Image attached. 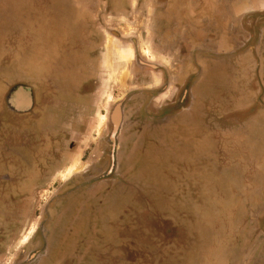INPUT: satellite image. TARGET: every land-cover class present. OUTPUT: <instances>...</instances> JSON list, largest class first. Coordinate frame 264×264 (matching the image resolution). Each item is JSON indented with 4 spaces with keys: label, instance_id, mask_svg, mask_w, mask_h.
<instances>
[{
    "label": "rangeland",
    "instance_id": "obj_1",
    "mask_svg": "<svg viewBox=\"0 0 264 264\" xmlns=\"http://www.w3.org/2000/svg\"><path fill=\"white\" fill-rule=\"evenodd\" d=\"M75 4L83 3L0 0V44L4 53L7 52L9 63L2 71L6 80L43 77L48 70L57 80L58 76L62 79L67 74L63 66L68 60L65 61L63 53L78 40V33H70V29L78 27L80 19L88 22L90 18ZM89 4V9H93L95 3ZM259 25L264 27V18L243 19V30L256 29L250 32L249 46L257 44L255 39L259 35L255 32L260 29ZM139 32L143 33L136 30L137 41L143 46ZM239 52L213 55L212 60L219 63L215 67L230 69L218 60H237L235 56ZM111 68L106 70L105 78L111 77ZM144 68L138 66L136 75L149 79L151 85L137 83L135 92L164 90L167 82H161L159 76L149 74ZM254 68L256 66L252 70ZM232 75L225 82L216 83L217 97L212 102L216 113L211 114L216 120L215 145L214 141L205 147L204 143L199 145L190 128L184 130L185 134H191L180 141L178 157L168 156L166 132L160 129V124L165 121L164 116L171 114L169 110L156 114L158 107L150 110L142 106L140 114L135 110L125 117L123 108L127 98L122 97L115 101L113 115V110H104L103 129L89 130L88 134L94 139L103 140L99 160L92 144L82 164H71L69 171L74 176L63 174L68 163L53 165L50 162L53 153L46 135L56 125L51 121L22 122L3 96L0 107L5 114L9 112L8 124L15 126L13 129L24 126L17 135L19 148H24V152L20 149L24 161L19 160L18 165L24 168L22 176L9 171L7 178L0 177V194L3 187H10L8 192L16 189L19 198L6 196L0 202V264H72L71 260L79 264L86 256L96 258L101 250L111 254L110 261L117 260L114 254L119 253L129 264H264V164L250 162L259 154L264 162V154L256 153L249 142V138L261 132L251 125L243 128V112L236 111L243 109L246 83L245 80L236 83ZM121 77L125 80L120 81V93H126L132 82L126 81V74ZM38 84L40 90H65L63 80ZM111 85L105 81V91L113 90ZM252 85L257 88V82ZM240 86H243L242 96ZM16 88V84L9 86L7 96H12ZM42 96L36 103L42 109L41 115L47 117L50 98ZM180 100L177 108H186V99L184 103ZM260 102H253L245 114L258 111L262 106ZM253 116L256 119V114ZM180 120L191 121V114L184 112ZM68 124L63 125L64 129ZM67 128L59 134L61 142L66 141V132H70ZM260 135L263 137L264 132ZM1 145L4 150L5 145ZM207 147L211 149L209 152H206ZM63 148L65 145L55 147ZM13 151L15 147L10 149L8 158ZM29 151L33 152L34 166L39 164L40 174L26 167L27 163L33 164ZM3 166L4 161L0 160V172L4 171ZM246 187L251 189L246 190ZM106 218H114V222L119 219V224H105ZM107 226L114 232L102 242L99 235H106ZM91 263L92 260L85 262Z\"/></svg>",
    "mask_w": 264,
    "mask_h": 264
},
{
    "label": "crops",
    "instance_id": "obj_2",
    "mask_svg": "<svg viewBox=\"0 0 264 264\" xmlns=\"http://www.w3.org/2000/svg\"><path fill=\"white\" fill-rule=\"evenodd\" d=\"M70 1L83 3L82 5L75 4V6H80L90 18L88 22L80 19L81 22L77 23L78 27L70 29V33H78V40L74 42L75 46L68 48L63 53L65 61L68 60V62L65 67L63 66L67 74L62 79L59 76L58 80L57 77L54 79V73L50 74V70H48L47 74H42L43 77L23 76L15 80H6L2 71L8 67L9 63L7 62V52L4 53L0 44V99L5 96L9 86L15 84L25 86L32 100L31 110L25 111L26 113L15 114L22 122L51 121L56 125L46 135L48 137L47 144L53 153L51 155L53 160L50 161L53 165L61 162L68 163V168L66 165V169L63 170L64 175L74 176V173L69 171L71 164L73 162L82 164L92 144L95 147V156L99 160L98 158L103 152V141L99 137L94 139L90 136L89 130L92 128L95 130L103 129L104 110L106 108L109 110L116 104L115 101L122 97L127 98L123 108L125 117L131 116L135 110H139L137 113L140 114V109L143 107L150 110L158 107L156 114L162 110L163 113L165 110H169L171 114L164 116L165 121L160 124V129H164L166 132L165 148L169 149L168 156L173 155L175 159L178 157L180 141L191 134V132L185 134L184 130L190 128L193 131L192 134H196L199 145L204 143L205 147L207 144L210 145L212 141L215 145L216 120L211 118V114L216 113V107L214 104L212 105L217 97L218 86L216 83L218 80L219 83L225 82L232 75V72L236 73L232 75L236 78V83L243 82V80L246 83L244 95L243 86H240L245 105L243 104V109L236 111L243 112V128L245 125L247 128L251 125L257 132H264V27L259 25V32H255V35H259L255 39L257 44L252 46L248 45L249 35L251 31L256 29L243 30V19L264 18V0ZM92 2L95 3L94 8L89 9L91 6L89 3ZM75 20L79 21L78 19ZM141 26L143 28L140 29ZM136 30L143 32H139L142 34L143 46L139 45L137 41ZM211 44H213L216 52L211 49ZM238 50L240 52L235 57L239 59L233 58L229 62H226L225 58L218 60L219 62L222 60L224 66L226 68L230 66V69L222 70L219 66L218 68L215 67L219 63L212 60L213 55L220 53L234 55ZM109 66L112 67V74L110 78H105V72L109 70ZM138 66H144L149 74L159 76L161 82H167L164 90L154 92L152 89H145L135 92L137 83L151 85L148 83L149 79L136 75ZM253 66H256L254 70H252ZM216 71H219V74H216ZM122 74L128 76L127 82H132L128 85L126 93L124 91L120 93V88H122L120 81L125 80L121 77ZM51 80L59 83L63 80L65 90L39 89V82H52ZM204 80L206 83L203 82ZM105 81L112 84L113 90L110 92L104 89ZM253 82H257V88L252 85ZM189 84L190 86H188ZM187 86L189 88L185 90ZM183 90H185L184 93H182ZM41 94L43 95L42 98H50L47 100V106L45 105L49 114L47 117L41 115L42 109L36 103ZM181 94L182 97H180ZM179 98L183 100L182 103L186 99V108L185 106L177 108L176 104L179 102ZM259 100L262 105L259 106L260 109L256 110L254 114L246 115L248 107ZM184 112L191 114V121L180 120V116H184ZM8 113L5 114L0 107V146L2 143L5 145V149L3 150L2 146L0 153V160L4 161V171L0 172V177L9 176V171L16 173L18 177L22 176L21 173L24 168L18 165L19 160L24 161L21 155L24 148H19L17 135H20L24 126H16L13 129L15 126L8 124L6 120ZM36 114L38 115L36 116ZM255 114L256 119L253 116ZM172 117L175 119L173 120ZM254 121H256L255 125ZM66 123H69L68 128H66L70 132H66V141L61 142L59 134L63 130L65 131L66 128L64 129L63 125ZM261 133H256L252 138H249V142L254 145L256 153L258 151L264 154V136L261 137ZM3 139L6 141L5 143L2 141ZM63 145L65 148L55 149V147ZM12 147H15L16 151H13L11 153L13 155L8 158V153ZM204 147L202 148L203 155ZM210 150V147H207L206 152ZM32 153L29 151L33 164L27 163L26 167L32 169L34 174H40L39 164L34 166ZM2 156L9 160L3 159ZM259 157L261 158V154ZM259 157L251 159L250 162H260L263 165L264 162ZM13 162H15L14 165ZM254 175L257 176L256 173ZM4 188L6 189L4 190ZM8 188L10 187H3L0 202L6 196L19 199L18 192H15L16 189H10L8 192ZM250 189L251 187H246V190ZM20 199L23 205L22 196ZM6 203L8 205V202ZM18 207L16 205V208ZM113 220L114 218L112 220L106 218L103 222L105 224L118 222L117 225L119 224V219L117 222ZM106 230H108L106 235H99L102 242L114 232L110 226ZM122 239L124 238L122 237ZM99 252L100 254L96 258L92 259V255L86 256L87 258H82V262L79 264H85L90 260L93 261V264H114L117 262L118 264H129L128 261L121 259L122 255L119 253H112L117 260L110 261L109 256L111 254L102 250ZM71 261L72 264L73 262L75 264L74 260Z\"/></svg>",
    "mask_w": 264,
    "mask_h": 264
},
{
    "label": "flooded vegetation",
    "instance_id": "obj_3",
    "mask_svg": "<svg viewBox=\"0 0 264 264\" xmlns=\"http://www.w3.org/2000/svg\"><path fill=\"white\" fill-rule=\"evenodd\" d=\"M16 86H17V88L15 89V93H13L12 96H10V95L7 96L8 91L5 94V96H6V103L9 104V106L11 107L10 109H11L12 112H14V113H26L25 111H29V108H31V106H32V100H31V98L29 96V93L26 90L25 86H23V85H16ZM9 97H11V100L9 99ZM12 100H14V103H11L10 102ZM113 106L111 107V109H109L110 111L113 110V111H111L112 112V115L114 113V109L113 108H115L117 105H115V107H113ZM12 108H14V110ZM110 111H108V112H110ZM111 141L113 143V138H111Z\"/></svg>",
    "mask_w": 264,
    "mask_h": 264
}]
</instances>
